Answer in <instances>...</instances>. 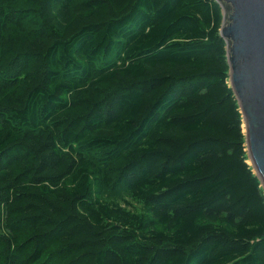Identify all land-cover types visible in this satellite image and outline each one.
<instances>
[{
  "label": "trees",
  "instance_id": "1",
  "mask_svg": "<svg viewBox=\"0 0 264 264\" xmlns=\"http://www.w3.org/2000/svg\"><path fill=\"white\" fill-rule=\"evenodd\" d=\"M215 0H0V264H264Z\"/></svg>",
  "mask_w": 264,
  "mask_h": 264
},
{
  "label": "water",
  "instance_id": "2",
  "mask_svg": "<svg viewBox=\"0 0 264 264\" xmlns=\"http://www.w3.org/2000/svg\"><path fill=\"white\" fill-rule=\"evenodd\" d=\"M215 1L223 15L220 37L249 165L264 191V0Z\"/></svg>",
  "mask_w": 264,
  "mask_h": 264
},
{
  "label": "rangeland",
  "instance_id": "3",
  "mask_svg": "<svg viewBox=\"0 0 264 264\" xmlns=\"http://www.w3.org/2000/svg\"><path fill=\"white\" fill-rule=\"evenodd\" d=\"M248 164H249V161H248Z\"/></svg>",
  "mask_w": 264,
  "mask_h": 264
}]
</instances>
